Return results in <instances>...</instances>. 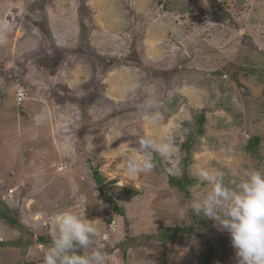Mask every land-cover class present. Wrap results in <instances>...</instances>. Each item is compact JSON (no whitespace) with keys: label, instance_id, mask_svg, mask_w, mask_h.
<instances>
[{"label":"rangeland","instance_id":"374dc122","mask_svg":"<svg viewBox=\"0 0 264 264\" xmlns=\"http://www.w3.org/2000/svg\"><path fill=\"white\" fill-rule=\"evenodd\" d=\"M144 139L168 147L131 174ZM201 168L264 172V0H0V264H43L51 217L84 208L107 264H202L208 247L235 264L189 207Z\"/></svg>","mask_w":264,"mask_h":264},{"label":"clouds","instance_id":"9594fccd","mask_svg":"<svg viewBox=\"0 0 264 264\" xmlns=\"http://www.w3.org/2000/svg\"><path fill=\"white\" fill-rule=\"evenodd\" d=\"M166 147L151 139L142 140L138 149L142 157L128 162V172L151 171V152L163 154ZM196 178L207 190L192 197V213L213 221L219 230L229 234L235 264H264V172L245 169L226 183L222 171L201 168ZM84 209L79 213L62 210L51 217V244L43 264H107L104 251L94 247L100 231L85 218Z\"/></svg>","mask_w":264,"mask_h":264},{"label":"trees","instance_id":"16d2710c","mask_svg":"<svg viewBox=\"0 0 264 264\" xmlns=\"http://www.w3.org/2000/svg\"><path fill=\"white\" fill-rule=\"evenodd\" d=\"M202 123H203V119L201 118V121H200V126H202ZM199 133L201 134L202 133V130H201V127L199 129ZM262 141V139L258 136H254L252 137L249 141H248V145L246 146V151L251 154V155H258V148H259V145H260V142ZM184 146V152L186 154V159H189L191 157V147H192V144H191V138L188 139V141L186 143L183 144ZM182 146V147H183ZM155 157V155H154ZM96 186H97V189L101 195V197L103 198V201L107 204H110L111 205V210L118 216H121L122 218L125 219V214L123 213V211L121 210L120 206H118V204H116L115 201H113V199L109 196H107L104 192H103V186H104V181L102 179V177L100 176V174L95 170L94 173H93V176H92ZM168 182L170 185H172V187L174 188H177V189H181V190H184L185 189V184H188L189 182L187 181V179H182V180H175L173 178H170L168 179ZM123 197L124 200H130L132 198H134L137 193L132 191V190H128V189H123ZM2 201L0 200V206H2ZM4 204V203H3ZM7 210V209H6ZM1 216H5V215H2L0 214ZM4 218V217H3ZM6 218V217H5ZM114 220V219H113ZM6 221L10 224H13L15 226H17V222L14 218H6ZM106 221L109 223L110 222V219H106ZM112 222H115V221H112ZM207 225H213V221L207 219ZM116 223V222H115ZM115 228V227H114ZM178 231V228H174V229H170L168 231V233H163V234H166L165 237L162 236V241H166L167 239L169 238H172L173 235ZM112 232V231H111ZM203 240L206 242V243H209L208 242V238L207 237H204ZM212 251L210 250V247L207 248L206 250V255H205V258L203 260V263L202 264H209L210 261H212L213 259V256H212Z\"/></svg>","mask_w":264,"mask_h":264},{"label":"built area","instance_id":"2783aa9c","mask_svg":"<svg viewBox=\"0 0 264 264\" xmlns=\"http://www.w3.org/2000/svg\"><path fill=\"white\" fill-rule=\"evenodd\" d=\"M24 95H25V93L23 92V90H21V89L17 90V92H16V101H17V103H21L23 101ZM9 193L11 194L12 191H10ZM112 224H114V222ZM110 227H111V231H113L114 230V226L111 225Z\"/></svg>","mask_w":264,"mask_h":264},{"label":"crops","instance_id":"0c3cea01","mask_svg":"<svg viewBox=\"0 0 264 264\" xmlns=\"http://www.w3.org/2000/svg\"><path fill=\"white\" fill-rule=\"evenodd\" d=\"M42 173V168L39 169ZM84 197V195L81 197V199L79 200V203L82 204L80 201H82V198Z\"/></svg>","mask_w":264,"mask_h":264}]
</instances>
